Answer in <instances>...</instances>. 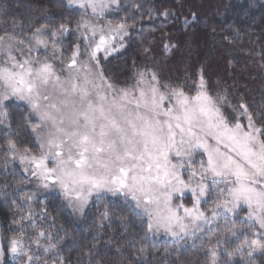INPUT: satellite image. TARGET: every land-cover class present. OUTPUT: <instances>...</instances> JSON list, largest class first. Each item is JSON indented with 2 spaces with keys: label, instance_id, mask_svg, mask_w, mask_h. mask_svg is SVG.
Returning <instances> with one entry per match:
<instances>
[{
  "label": "snow or ice",
  "instance_id": "1",
  "mask_svg": "<svg viewBox=\"0 0 264 264\" xmlns=\"http://www.w3.org/2000/svg\"><path fill=\"white\" fill-rule=\"evenodd\" d=\"M18 6L27 11L10 13L0 0V176L21 166L14 182L0 179L19 238L0 241L15 264H149L158 243L168 245L161 264L264 260V94L254 103L213 86L206 65L174 78L157 66L151 41H140L141 63L111 67L143 37L145 17L166 23L171 10L138 0ZM61 8L82 10L74 26ZM48 194L80 217L96 208L102 231L82 243L51 214ZM72 249L82 252L75 262L64 255ZM4 255L0 243V264Z\"/></svg>",
  "mask_w": 264,
  "mask_h": 264
},
{
  "label": "trees",
  "instance_id": "2",
  "mask_svg": "<svg viewBox=\"0 0 264 264\" xmlns=\"http://www.w3.org/2000/svg\"><path fill=\"white\" fill-rule=\"evenodd\" d=\"M22 2L33 3L34 0H8L10 13L26 12L27 9L18 6ZM138 2L149 5L157 12L171 10L175 12V17L166 23L163 18L154 17L153 21L149 22L145 17L143 37L135 36L133 46L122 56L113 60L112 68L130 70V63L134 58L137 59L138 64L141 63L142 57L137 56V52L143 47L140 41L143 40L145 43L151 41L157 66L160 63L165 64L168 75L183 80L186 72L193 75L198 66L206 65V74L211 77L213 86L219 81L221 85L229 86L230 92L244 93L248 102H259L261 95L264 94V69L260 67L261 56L259 55L264 52V0H138ZM56 11L64 12L73 26L82 14L79 9L70 11L67 8H61ZM191 13H196L198 18L194 25L191 23ZM185 18L190 21L188 27H185ZM19 19L23 20L24 16L20 15ZM235 29L240 30L239 38H235ZM224 37H232L235 42L229 44ZM169 42L178 47L171 53H165L163 45ZM120 79H128L127 71ZM16 172V177L0 176V179L14 182L20 175L18 166H16ZM44 198L41 196V199ZM48 199L51 214L56 216L58 223L63 224L68 232L82 243L86 244L89 239L102 231L93 222L94 218L99 217V211L96 208H91L87 217L80 222L69 209L61 208L59 198L54 200L50 194ZM14 218L18 219L15 217L13 206L5 197L0 196V235L18 238L17 233L9 231L10 227H17L13 224ZM50 231L56 232L58 229H50ZM103 232L101 243L109 237L107 230ZM26 236H32L31 229H26ZM0 243L5 247L4 264H15L10 258V252L7 251V239ZM167 246V243H158L159 251L153 252L149 264H161L163 248ZM81 254V250L78 249L64 253L73 262ZM193 256V253L188 254L189 259ZM114 259V257H108L104 264H113ZM125 264H135V261L126 260ZM257 264H264V260L258 257Z\"/></svg>",
  "mask_w": 264,
  "mask_h": 264
},
{
  "label": "rangeland",
  "instance_id": "3",
  "mask_svg": "<svg viewBox=\"0 0 264 264\" xmlns=\"http://www.w3.org/2000/svg\"><path fill=\"white\" fill-rule=\"evenodd\" d=\"M80 10V9H79ZM82 11V10H81ZM110 18V17H109ZM17 166L20 168L21 166H19V164L17 163ZM48 195H50V194H48ZM183 203L186 205V206H188V207H191V205H192V198H191V193L190 192H185L184 193V197H183ZM202 207H203V205H202ZM74 215V217L77 219V220H79L80 222L84 219V217H80V216H78V215H76V214H73ZM241 215H243V213L241 214ZM19 238V237H18ZM26 238H30V236H26ZM10 256H11V254H10ZM11 258V260L13 261V259H12V256L10 257ZM14 263H15V261H13Z\"/></svg>",
  "mask_w": 264,
  "mask_h": 264
}]
</instances>
